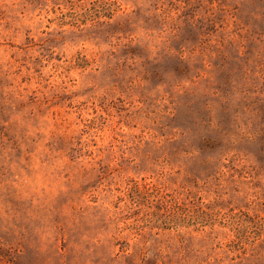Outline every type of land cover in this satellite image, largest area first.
<instances>
[{"label":"rangeland","instance_id":"rangeland-1","mask_svg":"<svg viewBox=\"0 0 264 264\" xmlns=\"http://www.w3.org/2000/svg\"><path fill=\"white\" fill-rule=\"evenodd\" d=\"M0 264H264V0H0Z\"/></svg>","mask_w":264,"mask_h":264},{"label":"trees","instance_id":"trees-1","mask_svg":"<svg viewBox=\"0 0 264 264\" xmlns=\"http://www.w3.org/2000/svg\"><path fill=\"white\" fill-rule=\"evenodd\" d=\"M179 202H175V207H174V212L176 213H180L182 215L178 216L177 214L173 213V214H169L168 215V219L170 221H174L175 225H180V223H185L186 219H189L188 221H191V216H189L188 214V209L180 204H178ZM176 208V210H175Z\"/></svg>","mask_w":264,"mask_h":264}]
</instances>
